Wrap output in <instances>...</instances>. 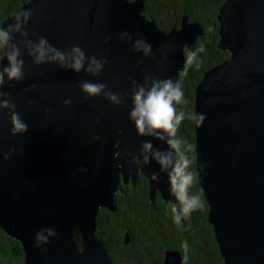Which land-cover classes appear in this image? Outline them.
<instances>
[{"label": "water", "instance_id": "95a60500", "mask_svg": "<svg viewBox=\"0 0 264 264\" xmlns=\"http://www.w3.org/2000/svg\"><path fill=\"white\" fill-rule=\"evenodd\" d=\"M22 11L32 12L26 30L33 41L45 37L62 50L79 45L107 63L92 77L54 65L35 67L24 55L26 78L4 91L27 132L12 137L7 112L0 114V230L21 246L22 264H111L95 237V218L99 209L115 212L122 186L134 185L140 174L150 200L158 194L177 203L155 161L130 163L144 141L168 150L161 141L138 137L129 122L131 80L142 82L151 72L179 81L183 53L202 28L182 17L178 28L160 31L145 18L143 0H28L0 27ZM216 20V47L228 58L205 71L194 89L192 112L206 116L202 124L192 120L197 184L222 264H264V0H225ZM122 32L132 40H121ZM137 38L152 45L142 64L143 54L132 50ZM82 80L106 83L124 97L123 105L102 96L85 102ZM10 148L15 151L3 161ZM199 164L206 165L201 177ZM48 228L56 237L36 247L37 233ZM161 264H182V258L165 249Z\"/></svg>", "mask_w": 264, "mask_h": 264}, {"label": "clouds", "instance_id": "9594fccd", "mask_svg": "<svg viewBox=\"0 0 264 264\" xmlns=\"http://www.w3.org/2000/svg\"><path fill=\"white\" fill-rule=\"evenodd\" d=\"M31 16V11H22L16 14L6 27H0V50L4 52L3 57H0V114L7 112L12 137L23 136L28 130V125L16 110L11 93L5 92L4 89L14 86L26 78L23 58L25 54L35 67L54 65L76 74L83 71L92 77H99L107 63V59L102 54L87 56L79 45L62 50L51 45L45 37L33 41L29 38V33L26 30ZM17 37L18 39H16ZM119 38L132 40L128 32H122ZM132 50L143 54L141 60L138 61L142 64L144 58L151 55L152 45L145 38H137L132 42ZM203 51L201 46L196 51L188 53L185 62V75L188 67L193 64L199 67V53ZM166 59L167 57H165ZM5 60L7 61L6 66L4 65ZM79 87L85 102L102 96L113 106L121 107L123 105L124 97L109 89L106 83L82 80ZM129 91L131 108L128 119L134 125L136 135L141 138L150 137L161 141L167 145L168 149L163 151L154 148L150 140L144 141L138 154L132 156L130 163L143 167L155 161L159 165L160 173H167L169 194L178 202V204L172 205L171 213L174 222L181 225L184 218L190 217L193 212L203 208V201L200 194L191 191L197 181L194 158L191 155L194 151L193 145L182 137H178L177 133L185 119L202 124L206 116L202 113L192 114L177 110V106L183 105L186 101L181 83L170 77L162 78L151 72L146 73L142 82L131 80ZM71 103L70 99L65 100L64 106L68 107ZM94 139L99 140L100 137L96 136ZM14 151L15 149L10 148L7 154H3V161L9 160ZM125 154L131 155L127 152ZM205 167L206 165L199 164L200 177ZM80 171L86 172V169L81 168ZM151 179L158 183L159 174L153 173ZM56 235V231L51 228L41 230L35 237L36 247L48 244L49 238H55ZM184 247L187 248L186 242Z\"/></svg>", "mask_w": 264, "mask_h": 264}, {"label": "trees", "instance_id": "16d2710c", "mask_svg": "<svg viewBox=\"0 0 264 264\" xmlns=\"http://www.w3.org/2000/svg\"><path fill=\"white\" fill-rule=\"evenodd\" d=\"M28 0H0V25ZM131 1V0H129ZM225 0H143L146 19L153 20L160 31L167 32L180 25L182 17L200 24L203 35L184 51V69L178 79L186 103L178 111L192 113L194 89L209 68L228 58L217 49L218 11ZM199 67L193 64L185 75L186 57L200 47ZM2 50H0V57ZM194 148L192 120L185 119L177 133ZM195 159L194 151L191 153ZM195 169V160H194ZM129 184V185H128ZM122 186L123 194H116L114 213L99 209L95 218V237L111 258V264H161L165 249L177 250L182 264H222L212 227L207 223L208 208L197 181L192 192L201 195L203 208L177 225L171 213L173 204L164 202L158 194L149 199L147 181L138 174L135 184ZM178 204V202L176 203ZM128 236V243L124 241ZM75 238L78 233L75 231ZM185 242L187 248L184 247ZM23 254L19 243L6 237L0 230V264H22Z\"/></svg>", "mask_w": 264, "mask_h": 264}, {"label": "bare ground", "instance_id": "6f19581e", "mask_svg": "<svg viewBox=\"0 0 264 264\" xmlns=\"http://www.w3.org/2000/svg\"><path fill=\"white\" fill-rule=\"evenodd\" d=\"M14 14V13H13ZM129 185V184H128Z\"/></svg>", "mask_w": 264, "mask_h": 264}]
</instances>
